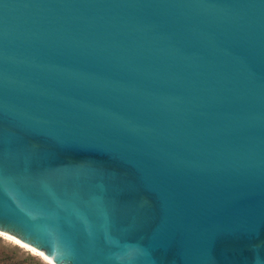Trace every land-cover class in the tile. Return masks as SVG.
<instances>
[{
	"label": "water",
	"instance_id": "1",
	"mask_svg": "<svg viewBox=\"0 0 264 264\" xmlns=\"http://www.w3.org/2000/svg\"><path fill=\"white\" fill-rule=\"evenodd\" d=\"M0 234L264 264V0H0Z\"/></svg>",
	"mask_w": 264,
	"mask_h": 264
},
{
	"label": "rangeland",
	"instance_id": "2",
	"mask_svg": "<svg viewBox=\"0 0 264 264\" xmlns=\"http://www.w3.org/2000/svg\"><path fill=\"white\" fill-rule=\"evenodd\" d=\"M0 264H50L43 257L0 235Z\"/></svg>",
	"mask_w": 264,
	"mask_h": 264
},
{
	"label": "bare ground",
	"instance_id": "3",
	"mask_svg": "<svg viewBox=\"0 0 264 264\" xmlns=\"http://www.w3.org/2000/svg\"><path fill=\"white\" fill-rule=\"evenodd\" d=\"M0 235H1V234H0ZM1 236L5 237L6 239H8V240L14 242L15 244H17V245H19V246H21V247H23V248H25V249H28V250L34 252L35 254H37V255L43 257V256H42L41 254H39L38 252H36V251H34V250H32V249H30V248H28V247H26V246H24V245L18 243V242H16L14 239H12V238H10V237H7V236H4V235H1ZM43 259H45V261H47L48 263H50L46 258L43 257Z\"/></svg>",
	"mask_w": 264,
	"mask_h": 264
}]
</instances>
